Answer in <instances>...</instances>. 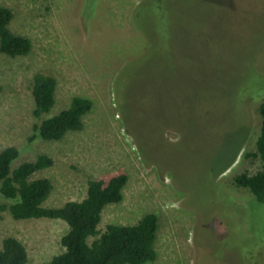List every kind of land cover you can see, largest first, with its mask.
<instances>
[{"label": "rangeland", "instance_id": "1", "mask_svg": "<svg viewBox=\"0 0 264 264\" xmlns=\"http://www.w3.org/2000/svg\"><path fill=\"white\" fill-rule=\"evenodd\" d=\"M0 6L11 12L10 32L31 46L24 57L0 55V151L18 150L11 169L37 156L51 161L30 177L50 182L43 207L79 202L88 181L122 174V199L104 207L99 233L155 213L149 264H264V203L232 185L236 175L261 170L255 140L264 100V0ZM35 74L55 80L53 106L37 119ZM73 97L92 104L81 129L58 141L33 138L34 127ZM7 204L0 196V245L19 241L26 264L62 252L64 222L13 220Z\"/></svg>", "mask_w": 264, "mask_h": 264}, {"label": "trees", "instance_id": "2", "mask_svg": "<svg viewBox=\"0 0 264 264\" xmlns=\"http://www.w3.org/2000/svg\"><path fill=\"white\" fill-rule=\"evenodd\" d=\"M11 12L0 6V55L15 58L30 52L28 39L10 32L8 25ZM191 61V57L187 55ZM133 72L131 76L135 77ZM126 76V75H125ZM256 80L253 82L255 83ZM55 80L42 74L32 77V116L37 119L47 113L54 103ZM86 98L73 97L67 108L34 127L33 138L42 141H58L67 132L79 131L83 116L91 110ZM260 119L255 140V157L261 170L253 175L241 173L233 177L235 188L246 189L256 202L264 203V100L257 107ZM18 150L7 147L0 151V196L6 201V210L13 220L58 219L67 230L60 237L61 253L43 264H149L155 259L153 244L157 230L155 213L144 214L130 226L107 225L102 233L97 226L105 206L117 204L122 199L126 177L122 174L106 182H87L85 197L79 202H66L57 208L42 206L48 197L51 185L47 179L30 180L32 174L51 165L44 156L32 162H23L11 169L18 157ZM253 156V155H249ZM91 239V241H89ZM24 247L14 238H5L0 245V264H26Z\"/></svg>", "mask_w": 264, "mask_h": 264}]
</instances>
